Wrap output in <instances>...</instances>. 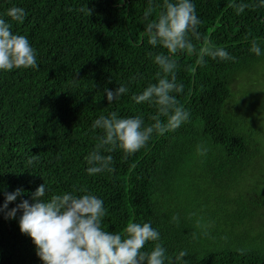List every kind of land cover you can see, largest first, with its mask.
Returning <instances> with one entry per match:
<instances>
[{"label":"trees","instance_id":"16d2710c","mask_svg":"<svg viewBox=\"0 0 264 264\" xmlns=\"http://www.w3.org/2000/svg\"><path fill=\"white\" fill-rule=\"evenodd\" d=\"M243 2L249 7L237 14L233 0H195L201 38L189 33L194 49L169 53L145 30L163 0H0V15L29 38L39 63L0 71V205L17 187L25 192L9 208L45 182L46 199L86 189L103 198L108 231L123 235L128 222L151 221L161 237L143 250L162 243L166 264H177L180 250L184 264H264V56L250 51L251 41L264 43V6ZM13 5L25 8L22 22L7 16ZM209 45L235 58L201 63ZM159 52L177 61L185 85L177 96L190 119L154 132L135 153L117 147L111 171L88 174L85 156L102 135L92 128L97 117L117 111L148 125L159 115L132 98L156 81ZM119 83L129 91L109 103L104 89ZM0 264H43L18 217L3 212Z\"/></svg>","mask_w":264,"mask_h":264},{"label":"clouds","instance_id":"9594fccd","mask_svg":"<svg viewBox=\"0 0 264 264\" xmlns=\"http://www.w3.org/2000/svg\"><path fill=\"white\" fill-rule=\"evenodd\" d=\"M257 7L264 6V0H257ZM237 14L249 7L243 0H233ZM12 20L22 22L27 12L20 5H13L6 11ZM152 9H145L144 17L149 18ZM195 0H163V9L157 19H147L145 30L148 42L163 46L169 53L178 50L192 51L195 47L189 33L199 40L198 26L201 24ZM250 51L264 56V43L251 41ZM205 56L221 60L234 59L226 47L205 46L199 57L204 63ZM159 65L156 81L149 83L143 91L133 93L137 104L148 102L157 107L159 115L152 117L154 123L145 125L141 115L121 116L117 111L101 114L93 123V129H101L98 143L86 156V171L90 175L111 171L113 156L117 147L126 154H132L143 147L155 132L163 134L174 130L190 119V112L180 104L177 93L182 94L184 83L177 79V61L171 55L159 52L154 55ZM39 68L36 49L26 35L13 32L12 25L0 15V71L18 68ZM129 91L126 84L116 88H105L109 103ZM166 117V121L160 119ZM107 152L108 154H105ZM36 157H30V162ZM23 187L4 191L5 200L0 212L6 218H17L22 232L30 235L36 245L43 264H166L170 258L162 243H156L150 250H143L145 244L159 241L161 233L151 221H130L124 234L108 231L102 227L106 214L102 197L86 189L54 193L45 198L49 188L40 184L31 198H22L14 207L9 203L22 197ZM82 193V194H78ZM186 250H180L174 257L177 264H184Z\"/></svg>","mask_w":264,"mask_h":264},{"label":"rangeland","instance_id":"374dc122","mask_svg":"<svg viewBox=\"0 0 264 264\" xmlns=\"http://www.w3.org/2000/svg\"><path fill=\"white\" fill-rule=\"evenodd\" d=\"M257 76L258 77H260V76H264V70H262V68H261V70H259V72L257 73ZM261 80H264V79H261ZM255 82H249V84H254ZM262 88V87H261ZM264 88V87H263ZM261 91H262V89H261ZM262 94H264V93H262ZM261 99L262 100H264V95L263 96H261Z\"/></svg>","mask_w":264,"mask_h":264}]
</instances>
